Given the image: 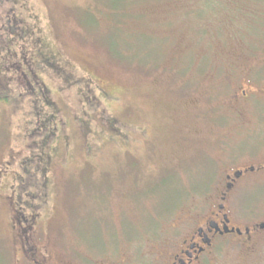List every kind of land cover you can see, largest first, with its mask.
<instances>
[{"label":"rangeland","instance_id":"obj_1","mask_svg":"<svg viewBox=\"0 0 264 264\" xmlns=\"http://www.w3.org/2000/svg\"><path fill=\"white\" fill-rule=\"evenodd\" d=\"M4 96L0 264H153L237 170L224 212L264 224V0H0Z\"/></svg>","mask_w":264,"mask_h":264},{"label":"flooded vegetation","instance_id":"obj_2","mask_svg":"<svg viewBox=\"0 0 264 264\" xmlns=\"http://www.w3.org/2000/svg\"><path fill=\"white\" fill-rule=\"evenodd\" d=\"M264 165V163L259 164ZM262 169L264 166L261 167ZM258 169V168H257ZM250 172L256 171L252 166ZM259 171V170H258ZM248 170H237L234 176L228 175L225 184L226 192L221 193L217 211L213 213L211 219L204 220V224L197 227L195 231L190 233L182 242V247L175 252H171L168 258H158L153 264H212L216 262V242L217 238L235 237L238 240H252L258 235V231H262L263 224L254 226L253 228L246 227L242 230L239 227L232 225V221L228 214L225 213V203L229 197L228 192L233 190L235 184L246 176ZM264 170L261 172L263 173ZM249 242L239 243L241 248H244ZM31 256L26 259L28 264H51L50 262L38 258V253L33 247L29 248ZM110 264V263H109Z\"/></svg>","mask_w":264,"mask_h":264},{"label":"trees","instance_id":"obj_3","mask_svg":"<svg viewBox=\"0 0 264 264\" xmlns=\"http://www.w3.org/2000/svg\"><path fill=\"white\" fill-rule=\"evenodd\" d=\"M8 102H9L8 96L0 97V105H2L3 103H8ZM108 124H109V127H110V125L115 124V119L113 120V118H112V120Z\"/></svg>","mask_w":264,"mask_h":264},{"label":"water","instance_id":"obj_4","mask_svg":"<svg viewBox=\"0 0 264 264\" xmlns=\"http://www.w3.org/2000/svg\"><path fill=\"white\" fill-rule=\"evenodd\" d=\"M262 227H264V224L262 225Z\"/></svg>","mask_w":264,"mask_h":264}]
</instances>
